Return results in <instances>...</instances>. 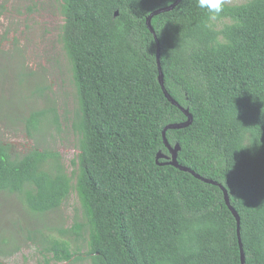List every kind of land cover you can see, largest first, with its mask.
Instances as JSON below:
<instances>
[{"label":"trees","instance_id":"trees-1","mask_svg":"<svg viewBox=\"0 0 264 264\" xmlns=\"http://www.w3.org/2000/svg\"><path fill=\"white\" fill-rule=\"evenodd\" d=\"M176 1H61L59 40L78 103L75 170L58 152L17 154L0 140V192L39 215L76 192L82 217L69 233L87 242L91 264H242L221 185L240 216L245 264H264V0L229 5L214 21L182 0L153 17L154 34L148 18ZM158 48L166 90L193 117L167 131L169 144L180 146L181 166L218 186L157 164L159 153L171 156L165 128L188 120L159 82ZM57 121L52 109L31 112L28 137ZM47 244L56 263L81 259L66 240Z\"/></svg>","mask_w":264,"mask_h":264},{"label":"rangeland","instance_id":"rangeland-1","mask_svg":"<svg viewBox=\"0 0 264 264\" xmlns=\"http://www.w3.org/2000/svg\"><path fill=\"white\" fill-rule=\"evenodd\" d=\"M61 1L0 0V140L14 144L17 154L34 147L58 152L72 174L79 155V138L73 128L78 103L71 67L59 40L64 22ZM248 1L231 0L230 5ZM228 22L223 20L218 27ZM50 109L58 121L37 140L29 138L25 118L33 111ZM80 210L76 192L61 209L44 215L30 212L21 196L0 192L2 260L6 264H61L46 251L49 238L72 244L81 258L74 264H91L87 242H76L69 233L82 217Z\"/></svg>","mask_w":264,"mask_h":264},{"label":"water","instance_id":"water-1","mask_svg":"<svg viewBox=\"0 0 264 264\" xmlns=\"http://www.w3.org/2000/svg\"><path fill=\"white\" fill-rule=\"evenodd\" d=\"M182 0H177L173 5L169 6V7H165V8H161L157 11H155L153 14H151V16L148 18L147 20V24L150 28V30L155 34L154 32V29L151 25V22H152V19L154 16H157V15H160L162 13H165V12H169V11H172L173 9H175L181 2ZM156 37V36H155ZM156 40H157V43L159 45V41L156 37ZM158 64H159V82L162 86V89L167 97V99L175 106L179 107L185 114L186 116L188 117V120L185 122V123H181V124H172V125H169L165 128V130L163 131V139H164V143L166 145V147L169 149L170 151V154L171 156L168 157V156H165L164 154L162 153H159L158 154V157H157V164L160 165V166H164V165H171V166H174L175 168L183 171V172H188V173H191L193 176H195L196 178L202 180L203 182L205 183H208V184H212V185H216L218 186L219 184L217 182H214L212 180H209V179H205L203 177H201L200 175L196 174L194 171H192L191 169L187 168V167H184V166H181L178 162V155L177 153L180 151V146L177 145L175 148H173L170 144H169V141L167 139V131L168 130H177V129H183V128H186L188 126H190L193 122V117L192 115L189 113L188 110L184 109L183 107H181V105L174 100V98H172V96L168 93V91L166 90L165 88V79H164V74H163V71H162V67H161V63H160V48H158ZM162 159H165L166 162H163V163H160V160ZM220 188L223 190L224 192V196H225V201H226V204L227 206L229 207V209L231 210V212L233 213V215L235 216V218L237 219V222H238V234H239V240H240V247H241V258H242V264H245V254H244V250H243V245H242V241H241V238H240V216L238 214V212L233 208V206L231 205V202H230V197H229V194L227 192V190L222 187L221 185H219Z\"/></svg>","mask_w":264,"mask_h":264},{"label":"clouds","instance_id":"clouds-1","mask_svg":"<svg viewBox=\"0 0 264 264\" xmlns=\"http://www.w3.org/2000/svg\"><path fill=\"white\" fill-rule=\"evenodd\" d=\"M230 3L231 0H196L197 7L206 12L210 21L220 17Z\"/></svg>","mask_w":264,"mask_h":264}]
</instances>
